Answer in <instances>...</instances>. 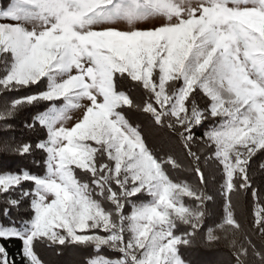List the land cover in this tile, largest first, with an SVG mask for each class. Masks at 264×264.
<instances>
[{
	"label": "snow or ice",
	"instance_id": "snow-or-ice-1",
	"mask_svg": "<svg viewBox=\"0 0 264 264\" xmlns=\"http://www.w3.org/2000/svg\"><path fill=\"white\" fill-rule=\"evenodd\" d=\"M28 111L43 138L16 141ZM134 117L161 133L159 149ZM37 152L44 174L0 172V264H47L45 247L79 252L77 264H193L195 251L264 264L234 199L256 202L264 242L251 174L264 159V0H0V155ZM186 172L195 183L174 178ZM210 177L223 221L205 232ZM23 204L30 216L13 220Z\"/></svg>",
	"mask_w": 264,
	"mask_h": 264
},
{
	"label": "trees",
	"instance_id": "trees-1",
	"mask_svg": "<svg viewBox=\"0 0 264 264\" xmlns=\"http://www.w3.org/2000/svg\"><path fill=\"white\" fill-rule=\"evenodd\" d=\"M134 82L124 81L122 83V87L125 89L132 88ZM23 95V93H20ZM132 95L140 98L142 97V92L139 89H133ZM198 103L203 106V100L198 98ZM32 112H25L20 119L15 122L14 125V139L16 141H36L39 138H43V134H37L36 132L27 129L24 127V124L31 118ZM137 123L141 125L144 130V135L146 138V142L153 149H159L161 147L160 136L161 133L157 132L155 129H152L151 126L145 121L143 118L134 117ZM199 135V133H198ZM174 151L178 154H182V149L179 144H174ZM33 160L41 162L40 166L37 167ZM43 156L39 152L35 153L32 157L27 159L21 157H13V156H4L0 155V172L3 171H12L18 172L21 169H28L29 171L35 174H44L45 167L42 163ZM261 164H264V159H255V162L251 168V174L253 180L255 181V187L260 188L264 186V168H261ZM206 173H211L212 168L208 165H204ZM174 178L185 179L189 183H195V179L191 172L183 173L181 176L176 177L174 174ZM208 192L213 196V201L210 202L211 207L209 209V218L205 221L204 231L206 232L209 227H217L219 223L223 221V208H222V197L219 194V184L215 179L210 177V181L208 184ZM236 203V216L244 226L245 230L249 232L253 241L257 244V246H261L262 242L259 238L258 234L251 232L252 221L254 218V212L256 208V202L250 195H240L235 197ZM262 205H264V201H261ZM3 205L0 204V208ZM127 211V209H126ZM30 216V212L28 211V205L23 204L19 209H13L11 211V218L16 221H20L22 219H27ZM0 222L7 224V218L0 216ZM18 243H13L8 245L9 252L12 255H16L18 252ZM42 259H44L47 264H77V262L81 259V254L74 250H67L62 254H57L52 248H39L37 249ZM222 256L220 258L227 259L230 255L229 250L226 244H221L219 248ZM107 255H111V253H106ZM186 258L193 262V264H205L207 261V256L202 251H195L186 253ZM17 264H19V257L17 256Z\"/></svg>",
	"mask_w": 264,
	"mask_h": 264
},
{
	"label": "rangeland",
	"instance_id": "rangeland-1",
	"mask_svg": "<svg viewBox=\"0 0 264 264\" xmlns=\"http://www.w3.org/2000/svg\"><path fill=\"white\" fill-rule=\"evenodd\" d=\"M163 21L161 19H154L152 20L151 22L149 23H145V24H142L141 27L143 28H149V27H153V26H156V25H159L160 23H162ZM80 115L79 112L77 113H74L73 114V120L72 121H69V124L68 126H71V124L75 121L76 118H78Z\"/></svg>",
	"mask_w": 264,
	"mask_h": 264
}]
</instances>
